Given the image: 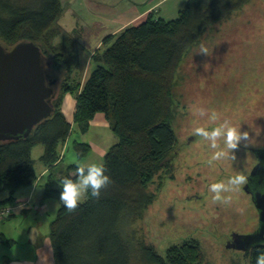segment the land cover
<instances>
[{
	"label": "trees",
	"instance_id": "obj_1",
	"mask_svg": "<svg viewBox=\"0 0 264 264\" xmlns=\"http://www.w3.org/2000/svg\"><path fill=\"white\" fill-rule=\"evenodd\" d=\"M250 1L187 0L170 21L149 14L143 22L101 40L105 48L90 56L92 69L81 87L72 76L75 56L69 48L89 46L96 27L63 31L60 0H0V43L10 48L21 41L32 42L51 62L50 69L61 83L49 119L25 139L0 142V191L8 195L0 206H11L16 191L35 182L31 160L35 146H42L39 160L46 167L62 160L61 149L71 132L61 112L63 95L69 93L76 100L73 126L80 133L85 134L95 116L103 114L117 139L103 156L110 182L100 196L85 195L74 210L59 205L49 226L53 264H203L195 242L172 246L160 255L127 229L150 203L146 188L166 167L176 144L171 92L183 57L208 37L215 24ZM68 149L77 161L91 151L89 144L78 141ZM77 165L70 164L57 185L62 177L75 176ZM58 188L47 181L45 198L59 196ZM260 253L264 244L250 251L248 264H256Z\"/></svg>",
	"mask_w": 264,
	"mask_h": 264
},
{
	"label": "rangeland",
	"instance_id": "obj_2",
	"mask_svg": "<svg viewBox=\"0 0 264 264\" xmlns=\"http://www.w3.org/2000/svg\"><path fill=\"white\" fill-rule=\"evenodd\" d=\"M89 1L93 5L98 3ZM110 1L114 6L130 0ZM61 4L59 24L62 30L72 32L84 21H95L87 0H61ZM201 45L208 49L207 55L200 53ZM71 46L69 50L74 52L75 66L78 63L81 66L80 70L74 67L72 76L80 80L88 74L91 61L85 48L80 47L82 45ZM60 85L57 82V96ZM171 96L174 107L171 128L176 144L166 167L160 169L147 186L151 201L142 210L141 218L127 229L128 234L133 231L137 239L160 255L172 246L195 242L203 264H248V256L244 257L242 251L226 247L231 233H251L258 226L257 212L242 190L245 183L238 190L225 194L230 197L227 204L214 202L208 185L220 180L226 182L236 174L247 177L255 163L249 148L264 147V0H251L228 20L213 26L208 37L183 57L174 76ZM193 106L214 109L220 121L227 119L241 127L242 132H248V139L233 150L235 159L209 164L213 150L192 131L207 117L194 116L190 110ZM100 136L106 147L116 142L109 129L91 128L82 134L72 126L68 144L78 141L94 145L100 141ZM38 148L31 155L33 161L43 149L42 146ZM70 158H74L76 164L81 161H77L73 151L68 149L63 164L71 162ZM14 214L23 216L13 210ZM36 217L28 218L26 228L35 223Z\"/></svg>",
	"mask_w": 264,
	"mask_h": 264
},
{
	"label": "crops",
	"instance_id": "obj_3",
	"mask_svg": "<svg viewBox=\"0 0 264 264\" xmlns=\"http://www.w3.org/2000/svg\"><path fill=\"white\" fill-rule=\"evenodd\" d=\"M97 1V5H93L87 0V6L89 10L93 12L92 16L95 21H91V23H86V21H84L83 24L78 26L96 27L97 29L96 35L90 39L89 46L86 45L84 49L89 55L88 58L97 50L102 51L105 48L101 44L103 38L107 36H117L123 29L143 22L149 14H154L156 18L165 21L175 19L179 12L185 7L187 0H130L126 3L123 1L117 2L114 5L115 7L111 5L110 0H95V2ZM137 2L141 3L142 7H139ZM78 27H74V29ZM89 65L86 77L78 80L81 87L88 79L92 69L91 62ZM75 67L77 70H80V63ZM75 105L76 100L72 95L69 93L63 95L61 112L66 121L71 125V128L73 126ZM91 128L96 130H110L109 124L103 114H97L95 116L94 120L89 124L88 131ZM99 140L97 144L89 145L91 148L90 153L83 158L79 164H84L86 162L102 163L103 156L110 147L105 146L101 136ZM68 143L69 141L67 139L65 146L61 149V157L63 156L62 160L58 161L52 167H46L39 160L43 153V149L40 150L35 161L31 159L36 180L32 185L17 190L14 194L13 204L11 205L14 211L21 212L23 216L16 217L14 214L10 219L0 221V238L2 239L0 241V264H41V257L44 260V264L54 263L53 250L49 239V226L54 220L60 205L58 203L59 196L47 199L44 196L43 188L49 180L53 182L54 188H58L56 181L61 176L65 175L67 167L74 163V158H70L71 162L63 164L66 159V152L69 146ZM38 147L39 146H35L31 150V155L34 149H40ZM70 175H73V173H70ZM42 182H44L43 186L41 185ZM58 189L60 190V188ZM7 196L6 192L0 191V202L4 201ZM84 201L85 196L82 197L81 203ZM30 216L37 217L34 219L35 223L26 228L25 222H27Z\"/></svg>",
	"mask_w": 264,
	"mask_h": 264
},
{
	"label": "water",
	"instance_id": "obj_4",
	"mask_svg": "<svg viewBox=\"0 0 264 264\" xmlns=\"http://www.w3.org/2000/svg\"><path fill=\"white\" fill-rule=\"evenodd\" d=\"M50 67L51 62L32 42L21 41L10 48L0 43V142L25 139L52 116L58 80ZM253 201L257 230L251 235L233 234L226 244L242 251L244 257L264 244V195L256 194ZM252 238L255 242L250 243Z\"/></svg>",
	"mask_w": 264,
	"mask_h": 264
},
{
	"label": "clouds",
	"instance_id": "obj_5",
	"mask_svg": "<svg viewBox=\"0 0 264 264\" xmlns=\"http://www.w3.org/2000/svg\"><path fill=\"white\" fill-rule=\"evenodd\" d=\"M200 53L207 55L208 49L200 46ZM194 116L207 117V120L200 126H194L192 131L195 136L207 141L212 149L209 164L222 159H235L233 150L237 149L241 141L248 139V132L241 131V127H236L231 121L225 119L220 121L218 113L214 109L201 106H193L190 109ZM222 142V143H221ZM246 177L243 174L230 176L227 181H217L208 185V192L214 202L227 204L230 197L225 195L239 189L245 183ZM110 182L106 166L103 163L78 164L75 176L66 175L59 181L58 203L68 210H74L81 203L82 197L90 194L99 197L101 189ZM41 264L44 260L41 257ZM256 264H264V253H260L256 258Z\"/></svg>",
	"mask_w": 264,
	"mask_h": 264
},
{
	"label": "flooded vegetation",
	"instance_id": "obj_6",
	"mask_svg": "<svg viewBox=\"0 0 264 264\" xmlns=\"http://www.w3.org/2000/svg\"><path fill=\"white\" fill-rule=\"evenodd\" d=\"M249 151L252 153L255 163L252 165L248 176L246 177L245 184L242 187L243 192L249 197L252 205L254 206V197L256 194H262L264 195V147L260 148H249ZM255 208V206H254ZM256 210V208H255ZM257 215L258 211L256 210ZM259 226V223H258ZM257 226V228H258ZM257 230V229H256ZM256 230H254L251 233L246 234H238V233H231L230 239L228 242L231 241V237L233 234L238 235H251ZM250 243L255 242V239L252 238V240H248ZM251 251V249H250ZM244 254V253H243Z\"/></svg>",
	"mask_w": 264,
	"mask_h": 264
},
{
	"label": "built area",
	"instance_id": "obj_7",
	"mask_svg": "<svg viewBox=\"0 0 264 264\" xmlns=\"http://www.w3.org/2000/svg\"><path fill=\"white\" fill-rule=\"evenodd\" d=\"M13 210L12 206H0V221H4L11 216Z\"/></svg>",
	"mask_w": 264,
	"mask_h": 264
}]
</instances>
